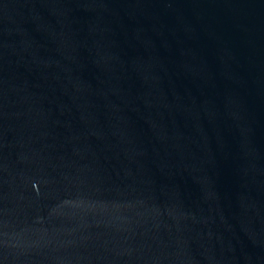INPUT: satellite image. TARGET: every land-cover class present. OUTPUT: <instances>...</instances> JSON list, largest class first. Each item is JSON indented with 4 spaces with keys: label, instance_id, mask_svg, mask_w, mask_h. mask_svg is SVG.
I'll return each mask as SVG.
<instances>
[{
    "label": "water",
    "instance_id": "1",
    "mask_svg": "<svg viewBox=\"0 0 264 264\" xmlns=\"http://www.w3.org/2000/svg\"><path fill=\"white\" fill-rule=\"evenodd\" d=\"M0 264H264V0H0Z\"/></svg>",
    "mask_w": 264,
    "mask_h": 264
}]
</instances>
